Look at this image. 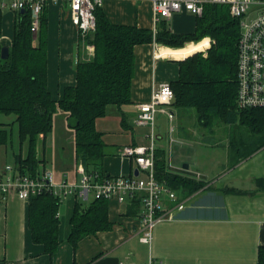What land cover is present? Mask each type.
<instances>
[{"label":"crops","instance_id":"1","mask_svg":"<svg viewBox=\"0 0 264 264\" xmlns=\"http://www.w3.org/2000/svg\"><path fill=\"white\" fill-rule=\"evenodd\" d=\"M12 1L0 0V43L9 47L19 12L12 8ZM102 7L113 23L137 25L152 29L154 33L162 25L175 33H192L196 29L198 16L188 11L177 12L171 18H162L155 23L152 3L147 0H105ZM42 14L47 20L48 87L59 99L66 86L76 84V66L81 56L85 58L91 54L81 44V33L73 22L69 0H49ZM209 39L198 42L199 46L207 48ZM190 43L193 41L185 44ZM168 47L180 48L156 40L136 46L131 88L133 102L122 107L110 105L106 115L96 121L97 129L104 133L108 143L102 167L107 177L139 175H135L134 160L122 155L121 150L126 145L148 143L149 127L134 123L138 105L149 101L160 83H171L179 77L178 58L189 52L186 53L185 47ZM171 109L175 112L173 121L164 113L158 114L156 151L164 149L165 154L169 144L170 149L178 141L188 144L190 137L192 139L196 134L194 128L186 125V129L183 125L182 118L187 113L181 114L174 105ZM58 116L63 121L60 135L52 139L58 151L50 161L45 148L43 169L52 170L58 179L74 178L78 176L76 170L81 163L76 157L75 132L68 126L66 112L58 109L54 123ZM123 117H126L125 122ZM54 128L51 133L57 134ZM227 159L212 179L206 172L191 170L190 162L189 170L193 174L174 169L181 168L185 160L173 168L170 166L171 175H177L179 183H162L181 193L173 190L177 198L170 200L164 196L163 204L165 209L175 210L176 217L155 227L152 245L139 238L144 209L141 198L124 202L114 198L108 200L112 228L85 236L75 248L68 241V235L77 202L68 198L59 210L60 244L54 254H48L42 244L33 240L29 200L13 193L0 203V264H119L120 261L135 264H149L150 261L151 264H260L259 248L264 245V146L236 164L231 163L230 153ZM6 165L0 166V170ZM181 180L187 181L186 186ZM194 182L203 185L193 193H187ZM181 204L183 207L177 209Z\"/></svg>","mask_w":264,"mask_h":264},{"label":"trees","instance_id":"2","mask_svg":"<svg viewBox=\"0 0 264 264\" xmlns=\"http://www.w3.org/2000/svg\"><path fill=\"white\" fill-rule=\"evenodd\" d=\"M102 8L96 10V30L81 38V44L93 45L94 52L85 58L81 56L76 66V84L66 86L59 99L48 87L47 20L43 14L36 33L32 30L31 9L18 10L7 58L1 56L3 44L0 43V114L16 116L20 143H28L25 155L23 152L15 154L18 170L31 175L40 172L46 160V140L53 130L55 114L62 109L67 114L68 126L75 132L77 159L89 173L107 177L102 167L108 143L104 133L97 129L96 121L106 115L110 105L122 107L133 102L131 88L135 74V48L154 40L184 48L186 42L210 37L211 45L206 52L197 49L178 58L179 77L170 83L175 92L172 105L183 115L194 109L197 121L204 126L222 118L226 123L247 127L252 137L245 141L234 137L230 141L232 164L264 146V108L241 109L237 104L241 24L231 15L227 5L207 3L203 14L197 17L196 29L192 33H175L166 25L154 33L152 29L137 25L116 24ZM125 121L126 117H123ZM7 125L0 122V145L9 141ZM155 162L157 179L179 183L177 175H171L164 149H157ZM181 182L186 186L187 181ZM202 185L194 182L189 188L194 192ZM76 202L68 235V241L75 248L85 236L113 226L108 199H93L88 205ZM29 203L33 240L52 255L61 241V203L50 193L32 196ZM259 262L264 264V245L259 248Z\"/></svg>","mask_w":264,"mask_h":264},{"label":"built area","instance_id":"3","mask_svg":"<svg viewBox=\"0 0 264 264\" xmlns=\"http://www.w3.org/2000/svg\"><path fill=\"white\" fill-rule=\"evenodd\" d=\"M49 0H13L12 8L32 11V30L38 31L41 15ZM145 1V0H140ZM152 3L155 23L162 18H171L175 13L188 11L197 16L203 14L207 3L224 4L230 13L238 18L241 24L238 59V94L237 104L241 109L264 108V0H147ZM73 22L82 36L96 30V10L102 7L105 0H69ZM256 14L251 21H244L246 16ZM211 45V40H210ZM209 45V47H210ZM92 54L94 46L87 45ZM175 92L169 82H162L152 92L149 101L138 105L134 119L136 125L149 127L148 143L143 145H126L121 154L134 160L139 170L138 176L106 177L98 173H89L80 163L77 177L67 176L58 179L50 169H41L35 175L22 173L13 164H7L0 170V203L11 194L29 200L32 196L50 193L62 204L66 199L76 201L93 199H117L124 202L128 199L141 198L144 209L140 217V240L152 245L155 227L162 222L171 221L175 210L165 209L163 197L175 200L176 193L156 177V141L158 114L164 113L170 121L175 119L171 109ZM172 131V128H171ZM141 173V174H140ZM142 174L145 177H142ZM179 205L177 209L182 208ZM150 261L149 264H151ZM119 264H135L120 261Z\"/></svg>","mask_w":264,"mask_h":264},{"label":"rangeland","instance_id":"4","mask_svg":"<svg viewBox=\"0 0 264 264\" xmlns=\"http://www.w3.org/2000/svg\"><path fill=\"white\" fill-rule=\"evenodd\" d=\"M256 14H250L244 18V21H251L252 18L255 17ZM82 38H86V36H82ZM205 38V37H204ZM203 39V38H202ZM200 39L199 41H201ZM193 41V42H199ZM204 43L208 44V40H205ZM88 44H85L87 48ZM186 45V44H185ZM183 45L182 47H184ZM203 49L204 47L199 46L198 43H190L186 45L184 50L187 52H192L197 49ZM208 48L200 51L206 52ZM199 52V51H198ZM190 112L185 114L182 118V122L184 123V127L187 129L188 127H192L196 130V134L190 137L188 144L184 141V143L175 142L171 145L167 146L166 149V158L168 164L174 167L175 164L181 163L182 160H185V163L190 162L191 170H200L206 172L209 175V178H215L220 170H222V165L226 162L227 157L230 152L229 144L231 139L234 137L249 139L248 137H252L250 135V131L244 125L239 123H226L222 118H217L213 121L209 126H202L197 121L196 112L194 109H190ZM16 116L14 114H0V122L8 123L6 126L9 130V141L5 145H0V166H4L6 164L15 165V154L19 152H23V154L27 153L28 143L25 141L22 145L20 143L19 138V130L18 124L15 122ZM61 116H58L54 123V130L57 131L50 133L48 136V141L46 143V150L48 154V159L51 161L52 156L56 154V149L53 146L52 139L54 137L59 136L60 125L62 123ZM187 125V126H186ZM249 134V135H248ZM241 139V140H242ZM53 159H56L54 156ZM183 164V163H182ZM43 170V166L41 168ZM145 177V175H142ZM173 188L176 185L172 186ZM177 194L181 193V191L177 189H173ZM192 189L188 190L187 193L191 194L193 192ZM93 201V196H91L88 200H82L83 205H88ZM64 236V234H63Z\"/></svg>","mask_w":264,"mask_h":264},{"label":"water","instance_id":"5","mask_svg":"<svg viewBox=\"0 0 264 264\" xmlns=\"http://www.w3.org/2000/svg\"><path fill=\"white\" fill-rule=\"evenodd\" d=\"M24 9H22L23 11ZM9 52H10V47L9 45H3L2 50H1V56L2 58H7L9 56ZM173 168V167H172ZM175 170H179L182 172H185L187 174H193V172H191L189 170V164L188 163H184L183 166L181 168H174ZM139 174V170L136 169L135 171V175Z\"/></svg>","mask_w":264,"mask_h":264}]
</instances>
